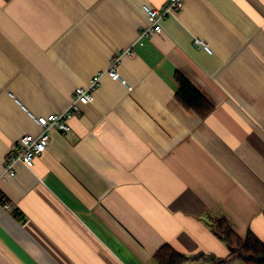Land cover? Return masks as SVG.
I'll return each mask as SVG.
<instances>
[{
	"label": "crops",
	"instance_id": "crops-1",
	"mask_svg": "<svg viewBox=\"0 0 264 264\" xmlns=\"http://www.w3.org/2000/svg\"><path fill=\"white\" fill-rule=\"evenodd\" d=\"M165 3L0 0V264H158L165 246L182 264H246L219 260L217 217L264 242V0H183L140 36L144 5ZM177 73L208 115L177 98ZM96 76L70 133L4 174L35 117Z\"/></svg>",
	"mask_w": 264,
	"mask_h": 264
},
{
	"label": "built area",
	"instance_id": "built-area-1",
	"mask_svg": "<svg viewBox=\"0 0 264 264\" xmlns=\"http://www.w3.org/2000/svg\"><path fill=\"white\" fill-rule=\"evenodd\" d=\"M182 2L183 0H166L162 8L145 4L144 10L147 14V23L140 30V36L149 37L153 33L162 32L163 19L177 12ZM195 43L197 45L203 44L208 48L207 44L199 38L195 39ZM118 61L119 58H113L107 70V73L114 78L121 77L117 68ZM99 80L100 76H96L91 80L89 85L77 86L73 92L70 105L63 111L36 116L35 119L41 127L40 133H29L20 138L15 149L10 151L6 157L4 174L14 175L16 172V162H22L26 166L32 167L36 157H38L49 145L51 133L54 129H59L63 133L69 134L71 130L69 124L70 118L80 110L82 104H86L92 100L93 90L99 84Z\"/></svg>",
	"mask_w": 264,
	"mask_h": 264
},
{
	"label": "trees",
	"instance_id": "trees-1",
	"mask_svg": "<svg viewBox=\"0 0 264 264\" xmlns=\"http://www.w3.org/2000/svg\"><path fill=\"white\" fill-rule=\"evenodd\" d=\"M177 98L187 108H192L202 117L208 115L212 105L206 100L190 81L182 74L177 73ZM214 231L229 247V254L222 259L226 262L240 259L246 264H264V242L254 233L250 232L245 239L239 237L230 227L226 218L217 217L214 221ZM189 255L173 250L169 246L160 248L156 253L158 264H182Z\"/></svg>",
	"mask_w": 264,
	"mask_h": 264
},
{
	"label": "rangeland",
	"instance_id": "rangeland-1",
	"mask_svg": "<svg viewBox=\"0 0 264 264\" xmlns=\"http://www.w3.org/2000/svg\"><path fill=\"white\" fill-rule=\"evenodd\" d=\"M214 225H215V223H214Z\"/></svg>",
	"mask_w": 264,
	"mask_h": 264
}]
</instances>
